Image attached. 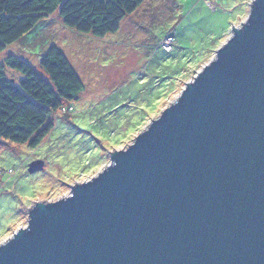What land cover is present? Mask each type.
Instances as JSON below:
<instances>
[{"label": "water", "instance_id": "obj_1", "mask_svg": "<svg viewBox=\"0 0 264 264\" xmlns=\"http://www.w3.org/2000/svg\"><path fill=\"white\" fill-rule=\"evenodd\" d=\"M0 264H264V0L104 169L34 203Z\"/></svg>", "mask_w": 264, "mask_h": 264}, {"label": "rangeland", "instance_id": "obj_2", "mask_svg": "<svg viewBox=\"0 0 264 264\" xmlns=\"http://www.w3.org/2000/svg\"><path fill=\"white\" fill-rule=\"evenodd\" d=\"M252 0H144L114 34H78L58 12L41 19L0 53L30 65L41 77L40 60L55 46L67 58L83 91L50 120L35 147L0 139V244L26 225L36 202H52L70 187L97 175L109 155L122 150L173 103L184 85L214 59L215 52L247 18ZM174 28L172 53L158 41ZM18 81L22 76L6 69ZM66 106V105H64ZM42 162L41 171L27 167Z\"/></svg>", "mask_w": 264, "mask_h": 264}, {"label": "trees", "instance_id": "obj_3", "mask_svg": "<svg viewBox=\"0 0 264 264\" xmlns=\"http://www.w3.org/2000/svg\"><path fill=\"white\" fill-rule=\"evenodd\" d=\"M143 1L0 0V53L55 12L63 25L76 33L104 38L116 33L120 22ZM7 68L22 79L16 81L8 76ZM40 68L46 78L13 56L0 64V139L35 148L52 129L50 118L57 112L68 111L69 104L83 91L81 80L55 46L41 57Z\"/></svg>", "mask_w": 264, "mask_h": 264}, {"label": "built area", "instance_id": "obj_4", "mask_svg": "<svg viewBox=\"0 0 264 264\" xmlns=\"http://www.w3.org/2000/svg\"><path fill=\"white\" fill-rule=\"evenodd\" d=\"M175 29H170L160 40L159 46L165 53H170L175 44Z\"/></svg>", "mask_w": 264, "mask_h": 264}, {"label": "snow or ice", "instance_id": "obj_5", "mask_svg": "<svg viewBox=\"0 0 264 264\" xmlns=\"http://www.w3.org/2000/svg\"><path fill=\"white\" fill-rule=\"evenodd\" d=\"M5 240H7V237H5Z\"/></svg>", "mask_w": 264, "mask_h": 264}]
</instances>
